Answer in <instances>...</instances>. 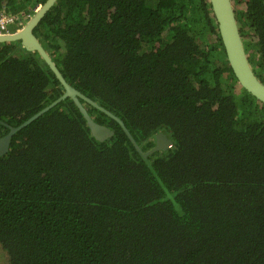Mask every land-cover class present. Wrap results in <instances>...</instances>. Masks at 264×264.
<instances>
[{"label":"trees","instance_id":"obj_1","mask_svg":"<svg viewBox=\"0 0 264 264\" xmlns=\"http://www.w3.org/2000/svg\"><path fill=\"white\" fill-rule=\"evenodd\" d=\"M45 0H0L33 14ZM264 83V0H232ZM19 26H11L15 31ZM113 135L97 142L66 98L0 155L4 264H264V104L242 88L209 0H56L34 29ZM61 83L20 40L0 42V119L17 126ZM8 128L0 124V136Z\"/></svg>","mask_w":264,"mask_h":264},{"label":"water","instance_id":"obj_2","mask_svg":"<svg viewBox=\"0 0 264 264\" xmlns=\"http://www.w3.org/2000/svg\"><path fill=\"white\" fill-rule=\"evenodd\" d=\"M55 2L56 0H45L20 29L13 33L0 35V42L20 40L22 46L26 50L38 52L40 57L45 61L63 87V92L57 98L49 102L43 108L21 122L19 125H8L0 119V124L8 128V131L4 135L0 136V155H3L8 151L11 144V139L16 132L20 131L23 127L30 124L36 118L47 112L49 109L53 108L64 99L70 98L83 115L92 136L97 142H102L110 138L113 135L114 130L107 124H101L97 122L91 116L90 112L81 102V100L91 104L96 109L102 111L107 116L115 120L140 157L146 162V164H149L147 160L148 156L156 151H166L173 146L174 141L166 132V130L163 129L155 133L152 137L154 143L153 146L148 150L143 151L124 122L118 116L80 92L64 78L59 68L53 62L48 51L43 47L39 39L34 34L35 27ZM209 3L217 24L218 32L226 53L227 60L229 62V66L235 78L242 88H244L254 98L264 104V83L257 77L248 59L236 19L233 1L209 0Z\"/></svg>","mask_w":264,"mask_h":264},{"label":"built area","instance_id":"obj_3","mask_svg":"<svg viewBox=\"0 0 264 264\" xmlns=\"http://www.w3.org/2000/svg\"><path fill=\"white\" fill-rule=\"evenodd\" d=\"M15 21V16L0 11V35L9 32V25Z\"/></svg>","mask_w":264,"mask_h":264},{"label":"clouds","instance_id":"obj_4","mask_svg":"<svg viewBox=\"0 0 264 264\" xmlns=\"http://www.w3.org/2000/svg\"><path fill=\"white\" fill-rule=\"evenodd\" d=\"M0 11H2V12H4L2 9L0 10ZM4 13H6V12H4ZM7 15H13V16H15V21L12 23V24H10L9 26L11 27V26H19L18 24H19V22H20V24H23L24 22L23 21H21L25 16L27 17V20L32 16L31 14H25V15H19L18 13L17 14H10V13H6ZM26 20V21H27ZM25 24V23H24ZM23 24V25H24ZM23 25H21L19 28H17L16 30H18V29H20ZM10 27H9V32L8 33H13V32H15V31H12V29H10ZM4 34H7V33H4Z\"/></svg>","mask_w":264,"mask_h":264},{"label":"rangeland","instance_id":"obj_5","mask_svg":"<svg viewBox=\"0 0 264 264\" xmlns=\"http://www.w3.org/2000/svg\"><path fill=\"white\" fill-rule=\"evenodd\" d=\"M26 20H27V17L25 16L21 21H23L25 23ZM4 263H5V257H4L2 249L0 248V264H4Z\"/></svg>","mask_w":264,"mask_h":264}]
</instances>
